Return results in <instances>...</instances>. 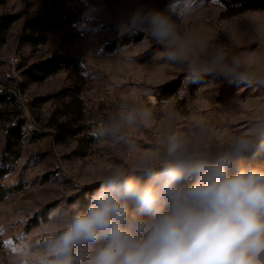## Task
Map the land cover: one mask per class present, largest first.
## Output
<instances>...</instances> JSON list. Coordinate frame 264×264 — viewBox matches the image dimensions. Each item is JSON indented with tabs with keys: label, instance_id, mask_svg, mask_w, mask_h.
<instances>
[{
	"label": "rangeland",
	"instance_id": "374dc122",
	"mask_svg": "<svg viewBox=\"0 0 264 264\" xmlns=\"http://www.w3.org/2000/svg\"><path fill=\"white\" fill-rule=\"evenodd\" d=\"M50 2L6 0L0 5V16L20 14L0 37V93L16 100L0 106V161L6 156L8 128L22 122V138L0 176V186L8 190L0 201V264H13L14 254L29 237L40 234L50 212L73 202L86 204V194L113 165L131 170L141 158L163 153L166 133L214 154L255 114L264 112V85L259 83L264 80V11L228 17L218 0H197L184 30L230 56L245 57L254 82L236 86L206 76L200 83L185 84L178 69L154 56L158 45L134 43L119 54L103 51L116 38V22L136 6L131 0H65L61 4L79 12L85 23L71 32L49 31L38 46L22 44L26 21ZM92 3L103 9L94 20L85 14ZM154 3L164 7V0ZM97 29L98 38H91ZM54 53L78 59L81 68H65L39 83L24 79L26 66ZM173 84L176 93L162 97L161 89ZM72 90L76 98L60 95ZM144 110L153 113L149 123L126 122L129 112ZM170 112L174 119H169ZM91 131L99 134L96 139Z\"/></svg>",
	"mask_w": 264,
	"mask_h": 264
},
{
	"label": "clouds",
	"instance_id": "9594fccd",
	"mask_svg": "<svg viewBox=\"0 0 264 264\" xmlns=\"http://www.w3.org/2000/svg\"><path fill=\"white\" fill-rule=\"evenodd\" d=\"M131 2L136 6L115 24L116 39L142 35L140 45H158L154 56L178 69L185 84L206 76L253 84L245 57L230 56L182 27L197 0H164L162 8L154 0ZM102 11L92 3L85 14L94 20ZM132 43L113 54L127 52ZM152 116L149 110L129 112L126 122L147 124ZM161 142L163 153L141 158L131 170L109 168L86 194V204L50 212L13 264H264V112L214 154L173 133Z\"/></svg>",
	"mask_w": 264,
	"mask_h": 264
},
{
	"label": "trees",
	"instance_id": "16d2710c",
	"mask_svg": "<svg viewBox=\"0 0 264 264\" xmlns=\"http://www.w3.org/2000/svg\"><path fill=\"white\" fill-rule=\"evenodd\" d=\"M6 0H0V5L4 4ZM65 0H51L50 4L42 9L40 12L32 15L25 23L23 33L21 35V43L38 46L46 41V33L49 31L71 32L73 29L82 26L85 23V18L79 12H72L66 9L61 3ZM225 8L226 16L233 17L248 11H264V0H218ZM20 14H7L0 16V37L6 33L11 26L18 21ZM142 35L125 36L123 39H112L107 42L103 51L106 53H113L116 48L121 45L129 44L130 42L139 43ZM2 40V38H0ZM132 43V44H134ZM79 70L80 62L73 57L64 56L59 53H54L38 62L32 63L22 72L23 77L29 82H42L47 78L59 73L63 69ZM177 86L170 85L161 89L160 95L167 97L176 93ZM75 90L62 92L60 95L64 97H77ZM51 99V96L43 98V101ZM16 100L11 94L7 92L0 93V106L8 107ZM22 122L18 121L14 126L8 128L7 141L5 147V155L0 161V176L6 171L3 167L5 163L11 161L14 157L13 146L18 144L22 138L21 134ZM65 131L69 129L64 128ZM62 131V130H60ZM139 175V173H137ZM8 190L0 186V201L7 195ZM76 199L84 202L82 195H77Z\"/></svg>",
	"mask_w": 264,
	"mask_h": 264
},
{
	"label": "built area",
	"instance_id": "2783aa9c",
	"mask_svg": "<svg viewBox=\"0 0 264 264\" xmlns=\"http://www.w3.org/2000/svg\"><path fill=\"white\" fill-rule=\"evenodd\" d=\"M12 64L16 65V61H14L13 59L10 60Z\"/></svg>",
	"mask_w": 264,
	"mask_h": 264
},
{
	"label": "bare ground",
	"instance_id": "6f19581e",
	"mask_svg": "<svg viewBox=\"0 0 264 264\" xmlns=\"http://www.w3.org/2000/svg\"><path fill=\"white\" fill-rule=\"evenodd\" d=\"M15 61V59H13ZM18 64V63H17Z\"/></svg>",
	"mask_w": 264,
	"mask_h": 264
}]
</instances>
